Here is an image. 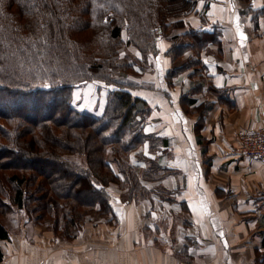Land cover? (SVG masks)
Wrapping results in <instances>:
<instances>
[{
	"label": "trees",
	"instance_id": "obj_1",
	"mask_svg": "<svg viewBox=\"0 0 264 264\" xmlns=\"http://www.w3.org/2000/svg\"><path fill=\"white\" fill-rule=\"evenodd\" d=\"M244 1L248 13L264 17V7ZM197 2L0 0V216L30 204L35 222L73 239L90 215L115 216L111 185L125 189L127 201L164 189L160 181L170 172L159 159L164 139L145 132L150 107L132 91L139 83L121 78L150 66L171 19L190 14ZM200 30L174 37L184 40L179 53L195 49L192 63L205 45ZM89 80L111 86L99 114L75 102L77 87ZM133 153L150 165L142 175L131 164ZM8 237L0 219V240Z\"/></svg>",
	"mask_w": 264,
	"mask_h": 264
},
{
	"label": "crops",
	"instance_id": "obj_2",
	"mask_svg": "<svg viewBox=\"0 0 264 264\" xmlns=\"http://www.w3.org/2000/svg\"><path fill=\"white\" fill-rule=\"evenodd\" d=\"M251 4L257 10L264 0ZM171 22L132 90L150 107L145 132L164 139L159 159L170 172L161 185L175 194L162 203L159 212L170 215L159 217L165 230L154 231V240L170 251L149 244L143 206L122 202L112 187L116 222L90 223L71 242L19 222L0 240V264H77L86 257L85 264H256L257 250L264 252V161L245 156L238 135L264 126V17L255 22L244 0H198ZM196 29L205 42L199 62H190L191 46L181 51L187 70L171 74L183 64L176 45L184 40L174 37Z\"/></svg>",
	"mask_w": 264,
	"mask_h": 264
},
{
	"label": "rangeland",
	"instance_id": "obj_3",
	"mask_svg": "<svg viewBox=\"0 0 264 264\" xmlns=\"http://www.w3.org/2000/svg\"><path fill=\"white\" fill-rule=\"evenodd\" d=\"M261 9V8H259ZM258 10V9H257ZM255 12L254 13H250V15L255 18V22H256V18H258V16H255ZM262 17V16H261ZM175 18V17H173ZM124 39H126V31L124 30ZM178 39V38H177ZM174 43H178L179 40H176V38L173 39ZM155 54V52H153V55ZM185 54L181 55L182 57V61H183V66L188 62L187 58L184 57ZM194 68V66L192 67ZM182 70H187V69H182ZM139 71V70H138ZM180 73H184V72H180ZM139 74L138 75H132L131 77L128 76L127 78H121V80L123 81H131L133 83H139ZM110 88L111 86L109 85H106V83L100 81V80H89L87 83H83V84H80L76 91H75V102L78 104L79 107H81V109L87 111V112H91V113H95V114H99V110H101L104 106V102L107 101V98H108V95L110 93ZM206 98V97H205ZM205 111V109H204ZM204 111L202 113H204ZM4 140V139H3ZM131 164H133L135 170H137L140 175H142V171L143 170H146L147 168H149V163H146L144 162L143 164L139 162V160H137L136 158H138L137 155H135L134 153L131 155ZM73 160L75 161H78V162H82V160H80V156L79 155H72L70 156ZM65 165L67 166V163H65ZM167 165V164H166ZM9 170H13V169H9ZM164 170H161L160 172H163ZM166 171V170H165ZM9 172V171H8ZM12 172V171H10ZM20 172H23V171H20ZM0 174H2L0 172ZM169 173L168 172H165L164 173V176L162 179H164ZM40 178H43V177H40ZM6 178L4 177L2 183H4V186L6 187L7 190H11V194H12V189L14 188L13 185L10 183V182H7L5 180ZM162 179L160 182H162ZM37 179L35 178V181ZM34 181V182H35ZM147 183V185L149 184V182H145ZM157 182H155L156 184ZM154 184V185H155ZM163 184V183H162ZM116 184L114 185H111L110 187V190L112 189V187L114 188V192L115 193H118L121 197L122 193V197H121V200L122 202L124 203H128V202H135L136 204L140 203L144 210L145 211V217H146V224H145V228H146V232L149 234L148 236V242L149 244H151L152 246H157L159 248H163V249H166V250H169L170 251V248L164 243V242H161L159 241L158 239H155V232H161L162 230H165L164 226L162 224H159V217L160 216H168L170 215L169 213L167 214H164L165 211L163 213H160L159 211H162V203L164 201H167L168 202V199H169V196L170 194H175V192H171V191H167L164 187V189H162L161 191L159 189H156V190H153L150 193L148 194H144L143 196H140V197H133L131 198V200H126V195H125V189H122V192L118 190V188L115 186ZM152 185V184H150ZM149 186V185H148ZM163 186V185H162ZM30 187L33 188V184H30ZM154 187H157V186H154ZM154 193H157L159 199H156V202L154 201L153 199V194ZM113 194V192H112ZM114 199H115V196L113 195V199H112V202L114 203ZM3 200H6V201H9L10 202V198L9 196L6 197L4 196L3 197ZM175 200V199H173ZM12 201V199H11ZM179 202L178 199L175 200V203ZM114 205V204H113ZM29 206L30 204H28L27 206H25V208H19V207H16L14 206L12 212L10 213H5L3 216H0V219L5 223V225L9 228V229H12L14 232L17 231L19 225L21 223H24V221L27 222V224H30V227H33L34 225L36 227H38L39 229H41L43 231V233L45 235H49V237H53L51 240H53L54 238H57V239H61L63 241H66V242H71L73 241L74 239L78 238V236L80 235V233L84 230L85 226L92 223V224H101L102 222H108V220L110 219V217H108L107 215H104V216H101V217H96V218H93L92 215H90L89 217H87L85 219V221L82 223V225L80 226V230L77 234V236L73 239H65V237L61 236L59 233H55L52 228L48 225H43V224H40V223H37L35 222L34 219H32V217H30L31 215V212L29 210ZM181 207L180 208L181 210L183 208H185V204H182L181 203ZM178 209V208H177ZM177 211V210H176ZM115 212V210H114ZM179 212V211H177ZM183 212V211H182ZM176 214H185V218L187 220V216H186V213H176ZM175 214V215H176ZM115 219V222L118 220V217H117V214L115 213V216H112V220ZM112 220H109L111 221L112 223H114ZM19 222H21L19 224ZM153 222H156V224H158V228H155L154 227V224ZM189 221H187L188 223ZM155 231V232H154ZM158 240V242H157ZM157 242V243H156ZM262 250H257V253H256V264H264V252L262 253L261 252ZM176 252L178 254H181L180 256L181 257H184L182 255V253H179L178 250H176ZM180 256H178V258H180ZM263 256V257H262ZM74 257V256H72ZM69 258H71L70 256H67L66 259L69 261ZM90 258L91 257H86L84 259H82V261L80 262L79 259L77 261V264H85L86 260L90 261ZM130 258H131V262H135L136 261V255L131 253L130 255ZM260 258H263V260ZM247 259H248V256H247ZM248 261V260H247ZM144 264H152L151 261H147L146 263Z\"/></svg>",
	"mask_w": 264,
	"mask_h": 264
},
{
	"label": "built area",
	"instance_id": "obj_4",
	"mask_svg": "<svg viewBox=\"0 0 264 264\" xmlns=\"http://www.w3.org/2000/svg\"><path fill=\"white\" fill-rule=\"evenodd\" d=\"M240 151L253 161H264V126H250L238 135Z\"/></svg>",
	"mask_w": 264,
	"mask_h": 264
}]
</instances>
